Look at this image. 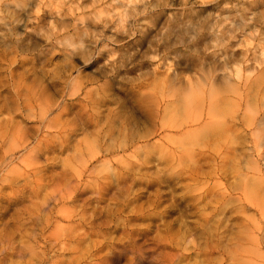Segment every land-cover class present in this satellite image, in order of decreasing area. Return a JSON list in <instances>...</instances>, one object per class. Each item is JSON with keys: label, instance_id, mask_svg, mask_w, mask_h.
Masks as SVG:
<instances>
[{"label": "clouds", "instance_id": "1", "mask_svg": "<svg viewBox=\"0 0 264 264\" xmlns=\"http://www.w3.org/2000/svg\"><path fill=\"white\" fill-rule=\"evenodd\" d=\"M0 264H264V0H0Z\"/></svg>", "mask_w": 264, "mask_h": 264}]
</instances>
